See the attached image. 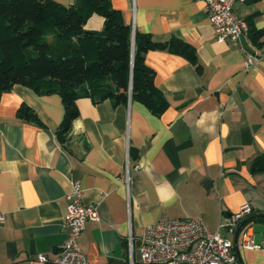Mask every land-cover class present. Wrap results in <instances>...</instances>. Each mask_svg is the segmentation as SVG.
<instances>
[{
  "label": "crops",
  "instance_id": "1",
  "mask_svg": "<svg viewBox=\"0 0 264 264\" xmlns=\"http://www.w3.org/2000/svg\"><path fill=\"white\" fill-rule=\"evenodd\" d=\"M112 4L155 40L189 43L198 66L167 48L149 50L145 60L168 108L155 115L132 99L114 104L80 97L79 115L63 143L56 135L65 112L58 93L38 94L20 84L3 92L0 212L6 220L0 224V264H31L39 253L57 256L67 236L66 196L73 181L80 183L84 202L99 210L100 218L87 221L79 237L90 264H130V232L134 264H146L139 253L145 227L188 216H203L231 239L241 264H264V169L252 168L264 154V46H255L248 31L239 44L218 39L202 1ZM235 11L243 18L257 13L254 23L264 27V0L237 1ZM103 26L96 13L85 23L90 30ZM257 51L258 64L246 66L245 52ZM23 103L39 121L17 116ZM247 203L256 218L247 216L242 228L252 227L260 248L245 247L241 231L235 245L238 227L221 226Z\"/></svg>",
  "mask_w": 264,
  "mask_h": 264
},
{
  "label": "trees",
  "instance_id": "2",
  "mask_svg": "<svg viewBox=\"0 0 264 264\" xmlns=\"http://www.w3.org/2000/svg\"><path fill=\"white\" fill-rule=\"evenodd\" d=\"M95 13L104 18L102 30L85 28ZM256 15L245 19L249 38L261 48L264 27L255 25ZM166 48L198 66L189 43L178 37L158 41L134 29L112 0H73L68 5L55 0H0V98L17 84L38 94L58 93L65 109L56 131L62 143L79 115L80 97L109 99L114 104L132 99L161 115L169 102L145 57L149 50ZM17 116L39 121L26 103L18 108ZM255 216L252 212L248 217L253 220Z\"/></svg>",
  "mask_w": 264,
  "mask_h": 264
},
{
  "label": "built area",
  "instance_id": "3",
  "mask_svg": "<svg viewBox=\"0 0 264 264\" xmlns=\"http://www.w3.org/2000/svg\"><path fill=\"white\" fill-rule=\"evenodd\" d=\"M204 2L208 18L217 38L239 44L243 33L249 29L248 21L235 11V3L243 0H196ZM246 66H255L260 61L259 52H245ZM129 179V171L126 172ZM67 212L64 224L66 239L54 258L39 253L31 264H90L89 258L79 244V237L87 221L100 218L98 206L83 200V189L77 181L67 194ZM253 207L244 204L240 210L230 214L221 226L235 230L251 213ZM6 214L0 212V224ZM242 243L247 248L263 247L254 239L251 226L241 230ZM130 264H134L133 235H128ZM141 262L146 264H241L234 252L233 241L212 230L203 216L177 217L148 225L140 237Z\"/></svg>",
  "mask_w": 264,
  "mask_h": 264
},
{
  "label": "water",
  "instance_id": "4",
  "mask_svg": "<svg viewBox=\"0 0 264 264\" xmlns=\"http://www.w3.org/2000/svg\"><path fill=\"white\" fill-rule=\"evenodd\" d=\"M252 168L253 169H255V168L264 169V154L261 157H259L258 159L255 160V162L253 163V167ZM246 221H247V219L243 220L241 222V224L238 226V230H237L236 238H235V245L237 244V241H238L239 232L241 231V228H242L243 224Z\"/></svg>",
  "mask_w": 264,
  "mask_h": 264
}]
</instances>
